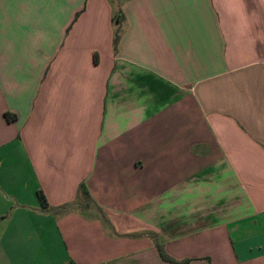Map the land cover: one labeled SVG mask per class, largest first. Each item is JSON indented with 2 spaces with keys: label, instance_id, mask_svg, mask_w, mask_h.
Masks as SVG:
<instances>
[{
  "label": "crops",
  "instance_id": "crops-1",
  "mask_svg": "<svg viewBox=\"0 0 264 264\" xmlns=\"http://www.w3.org/2000/svg\"><path fill=\"white\" fill-rule=\"evenodd\" d=\"M0 264H264V0H0Z\"/></svg>",
  "mask_w": 264,
  "mask_h": 264
},
{
  "label": "trees",
  "instance_id": "trees-1",
  "mask_svg": "<svg viewBox=\"0 0 264 264\" xmlns=\"http://www.w3.org/2000/svg\"><path fill=\"white\" fill-rule=\"evenodd\" d=\"M8 115H9V114H8ZM14 117H16V116L14 115ZM40 198H41V201H42L44 204H46L45 196H44L43 193H40ZM159 252H160V254H161V256H162V258H163L164 260L169 261L170 258L164 253V250H163L162 247H159Z\"/></svg>",
  "mask_w": 264,
  "mask_h": 264
}]
</instances>
